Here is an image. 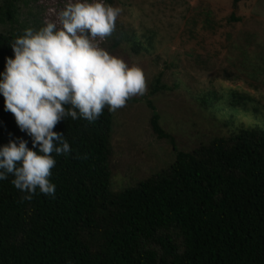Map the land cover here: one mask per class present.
<instances>
[{
  "label": "trees",
  "instance_id": "1",
  "mask_svg": "<svg viewBox=\"0 0 264 264\" xmlns=\"http://www.w3.org/2000/svg\"><path fill=\"white\" fill-rule=\"evenodd\" d=\"M241 1L230 0L231 10L221 18L198 0L179 43L204 42L227 27L223 42H217L226 48L237 24H261L255 14L237 13ZM40 7L38 0H0V73L14 57V39L28 27H42ZM108 38L111 49L121 44L132 54L142 49L133 32L121 27ZM239 39L243 46L256 45L248 30ZM217 53L213 48L185 51L203 71L211 69ZM162 78L160 72L153 79L151 92L165 87ZM246 82L261 86L254 76ZM146 104L153 108L152 102ZM110 130L107 108L95 122L68 116L56 124L53 131L64 135L71 152L52 153L54 196L37 190L31 201L22 200L26 193L11 183L12 175L0 180V264H264V129L202 136L185 151L154 111L147 119L148 136L170 146L171 158L144 178L128 177L119 186L109 163ZM21 139L39 150L0 94V147Z\"/></svg>",
  "mask_w": 264,
  "mask_h": 264
},
{
  "label": "rangeland",
  "instance_id": "2",
  "mask_svg": "<svg viewBox=\"0 0 264 264\" xmlns=\"http://www.w3.org/2000/svg\"><path fill=\"white\" fill-rule=\"evenodd\" d=\"M104 0L120 7L122 12L116 28L134 34L142 49L129 52L127 45L109 48L106 38L101 47L126 63L140 67L147 80V91L127 101L125 107L110 112L111 130L109 158L112 181L119 186L123 180L142 179L159 169L171 158V147L152 142L146 130L149 115L156 111L159 125L172 134L178 149L190 150L202 136L227 137L238 129H264V0L241 1L238 14H255L261 24H237L226 48L221 28L204 42L192 39L181 45L179 32L189 11L198 0ZM218 17L226 16L230 0H203ZM41 4V26L49 16V8L59 10L67 0H38ZM255 34L251 47L240 43V33ZM200 33V32H199ZM228 45V46H227ZM218 51L210 70H200L186 57L189 49ZM162 73L165 87L151 92L153 79ZM256 77L261 86L252 88L246 82ZM246 95L243 103L233 95ZM152 102L153 108L146 102Z\"/></svg>",
  "mask_w": 264,
  "mask_h": 264
},
{
  "label": "clouds",
  "instance_id": "3",
  "mask_svg": "<svg viewBox=\"0 0 264 264\" xmlns=\"http://www.w3.org/2000/svg\"><path fill=\"white\" fill-rule=\"evenodd\" d=\"M39 29L28 27L11 43L14 57L0 73V94L21 131L32 137L0 147V180L11 183L31 201L39 190L55 195L50 181L56 160L52 153L71 152L64 135L53 131L70 116L95 122L104 109L115 112L147 91L143 70L101 47L110 37L122 9L104 0H67L49 8Z\"/></svg>",
  "mask_w": 264,
  "mask_h": 264
}]
</instances>
